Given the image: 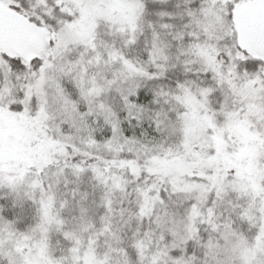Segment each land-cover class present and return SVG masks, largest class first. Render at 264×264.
I'll return each mask as SVG.
<instances>
[{"label": "snow or ice", "instance_id": "obj_1", "mask_svg": "<svg viewBox=\"0 0 264 264\" xmlns=\"http://www.w3.org/2000/svg\"><path fill=\"white\" fill-rule=\"evenodd\" d=\"M0 264H264V0H0Z\"/></svg>", "mask_w": 264, "mask_h": 264}]
</instances>
